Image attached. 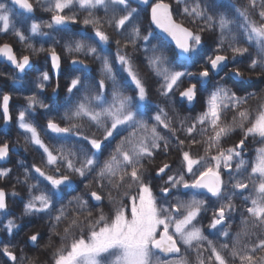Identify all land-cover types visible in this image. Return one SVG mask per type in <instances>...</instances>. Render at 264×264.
Returning a JSON list of instances; mask_svg holds the SVG:
<instances>
[{
  "label": "snow or ice",
  "instance_id": "1",
  "mask_svg": "<svg viewBox=\"0 0 264 264\" xmlns=\"http://www.w3.org/2000/svg\"><path fill=\"white\" fill-rule=\"evenodd\" d=\"M0 64V264H264V0H0Z\"/></svg>",
  "mask_w": 264,
  "mask_h": 264
},
{
  "label": "flooded vegetation",
  "instance_id": "2",
  "mask_svg": "<svg viewBox=\"0 0 264 264\" xmlns=\"http://www.w3.org/2000/svg\"><path fill=\"white\" fill-rule=\"evenodd\" d=\"M84 14H85V13H84ZM98 14L102 15V13H98ZM49 15H50V14L42 13V12H40V11L37 12V16H41L43 19H48V18H49ZM85 15H86V14H85ZM82 18H83V17H81V19H82ZM74 27H75V28H80V27H83V26H82V25H76V26H74ZM88 30L91 31L90 28H89ZM8 37H9V36H8ZM8 37H6L5 39H8ZM14 41L16 42L15 39H14ZM34 42H36V41H34ZM13 45L16 47V46L19 45V44H17V42H16V44H13ZM47 46H48V45L46 44L45 47H47ZM17 48H18V46H17ZM58 51H60V49H58ZM64 56H65V60H67V59H68L67 55L64 54ZM34 63H35V65H36V67L43 68V67H44V57H43V55H41L40 57H36V58H34ZM88 63H89V65H90L91 69L93 70V74H94V75H98V72H97L98 64L93 63L91 60H89ZM0 69H2V70H4V71H7V72H9V73L11 72V69H10V68H7L5 64H0ZM35 75H36L35 70L30 71V72L28 73V76H26V77L24 78V82L27 83V81L30 80V79H32ZM9 83H11V81H9ZM48 92L50 93L51 90L49 89ZM28 94H30V93H28V92H24L23 95H22L20 92H13L12 105H13L14 114H15V106L23 104V103H24L23 96H24V95H28ZM61 95H63V92L61 93ZM40 111L42 112L43 110H40ZM37 118H38V120H39V122H40L41 124L44 123V120H43V118H42L41 116L38 115ZM17 139H19V140H20V143L23 144V138H22V136H19L18 132L15 130V128H13L12 135H11V137H10V142H14V141H16ZM29 159H31V156H29ZM17 188L19 189V186H17ZM20 194H21V195H24V192L21 190ZM11 206H12L13 211L16 212L17 214H19V212H20V210H21V209H20V206H19V202L16 201V202L12 203ZM19 222H21V221H18V223H19ZM24 232H28V229L26 228V229L24 230ZM24 232L21 233V236L24 235Z\"/></svg>",
  "mask_w": 264,
  "mask_h": 264
},
{
  "label": "rangeland",
  "instance_id": "3",
  "mask_svg": "<svg viewBox=\"0 0 264 264\" xmlns=\"http://www.w3.org/2000/svg\"><path fill=\"white\" fill-rule=\"evenodd\" d=\"M86 14V13H85ZM83 12L82 13H80V17H83L84 15H85ZM9 37H11V36H9ZM11 38H13V37H11ZM14 39V38H13ZM18 46V48H22L23 46L22 45H17ZM16 46V47H17ZM37 46H39V43H37ZM45 46H46V44H45ZM198 108H199V106H197V110H198ZM183 114H186V113H183ZM194 114V113H193Z\"/></svg>",
  "mask_w": 264,
  "mask_h": 264
},
{
  "label": "trees",
  "instance_id": "4",
  "mask_svg": "<svg viewBox=\"0 0 264 264\" xmlns=\"http://www.w3.org/2000/svg\"><path fill=\"white\" fill-rule=\"evenodd\" d=\"M8 42H11V43H13V44H16V42L14 41V39L13 38H11V37H8Z\"/></svg>",
  "mask_w": 264,
  "mask_h": 264
}]
</instances>
